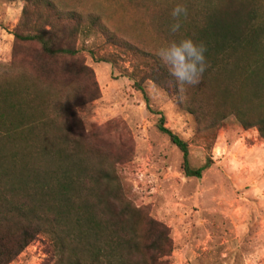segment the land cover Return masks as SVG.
Instances as JSON below:
<instances>
[{"label": "rangeland", "instance_id": "374dc122", "mask_svg": "<svg viewBox=\"0 0 264 264\" xmlns=\"http://www.w3.org/2000/svg\"><path fill=\"white\" fill-rule=\"evenodd\" d=\"M44 1L63 14L50 19L45 28L51 30L56 43L63 42L77 53L62 64L80 69L67 83L85 89L74 111L84 144L91 149V161L98 159L102 169L113 173L122 197L167 228L172 252L160 261L244 264L245 258L262 251L264 240L256 233L264 230V221L260 222L264 211L259 208V200L264 198V140L256 128L244 129L233 114L216 122L225 107L204 94L197 101L209 114L203 124L198 122L185 103L191 87L177 92L157 56L170 40L194 37L207 11L229 1ZM244 1L255 14L251 24L264 27V0ZM181 3L188 15L182 18L181 31L173 36L170 13ZM33 10L40 12L26 0H0V83L24 67L20 62L23 53H43L37 43L14 37L15 29ZM68 13L81 18L77 33L75 22L65 16ZM234 64L226 68L233 69ZM138 84L144 88L150 108ZM241 84L236 82V87ZM158 112L165 118V127L188 143L191 168L209 162L201 178L185 174L182 152L159 130ZM232 180L240 186L213 184ZM52 262L51 247L38 237L10 264Z\"/></svg>", "mask_w": 264, "mask_h": 264}, {"label": "trees", "instance_id": "16d2710c", "mask_svg": "<svg viewBox=\"0 0 264 264\" xmlns=\"http://www.w3.org/2000/svg\"><path fill=\"white\" fill-rule=\"evenodd\" d=\"M26 1L40 12L33 10L14 37L37 43L43 53H23L24 67L0 83V264H10L38 237L51 247L52 264H163L172 252L167 228L121 196L113 173L91 161L84 144L74 106L85 89L67 83L80 69L62 64L77 53L45 28L63 14L49 1ZM228 1L207 11L191 37L206 45L208 68L186 94V107L203 124L209 112L197 96L217 98L225 110L216 122L233 114L264 140V27L251 24L255 14L247 1ZM65 16L77 33L81 18ZM231 62L235 68L227 69ZM138 89L150 108L144 88ZM158 113L159 130L182 152L185 174L201 178L209 162L191 168L188 143Z\"/></svg>", "mask_w": 264, "mask_h": 264}, {"label": "clouds", "instance_id": "9594fccd", "mask_svg": "<svg viewBox=\"0 0 264 264\" xmlns=\"http://www.w3.org/2000/svg\"><path fill=\"white\" fill-rule=\"evenodd\" d=\"M170 15L173 22L169 25V32L175 36L181 31L182 18L187 17L188 9L182 3L177 4ZM206 52L207 47L203 42L185 37L170 40L158 50L157 56L183 92L186 86L195 87L201 83L208 68Z\"/></svg>", "mask_w": 264, "mask_h": 264}, {"label": "crops", "instance_id": "0c3cea01", "mask_svg": "<svg viewBox=\"0 0 264 264\" xmlns=\"http://www.w3.org/2000/svg\"><path fill=\"white\" fill-rule=\"evenodd\" d=\"M261 182H264V180L261 181ZM213 184L214 185H217V186H225V185H229V186H240V184L238 183V181H234V180L227 181L226 183L225 182L224 183L223 182H217V183H213ZM262 187H264V183H263ZM259 206H260L259 208H262V211H264L263 207H261V206H264V198H262V199L259 200ZM263 221H264V216L261 218L260 222H263ZM256 234H259L258 235L259 238L261 240H264V230L259 231ZM261 235H263V236H261ZM252 244H254L253 241L250 242V245H252ZM259 252H263L260 255L261 256V259L258 257ZM261 262H262V264H264V245L262 246V251H255V255H252L251 254L250 257L245 258V260H244V264H261Z\"/></svg>", "mask_w": 264, "mask_h": 264}]
</instances>
